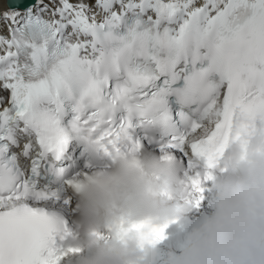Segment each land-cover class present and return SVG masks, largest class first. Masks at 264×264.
Instances as JSON below:
<instances>
[{
    "label": "snow or ice",
    "instance_id": "1",
    "mask_svg": "<svg viewBox=\"0 0 264 264\" xmlns=\"http://www.w3.org/2000/svg\"><path fill=\"white\" fill-rule=\"evenodd\" d=\"M2 2V0H0ZM0 13V264H60L57 206L123 138L186 165L199 209L234 139L264 131V0H8ZM6 29L7 35L3 34ZM90 158L77 168L80 145ZM203 169V170H202ZM102 240L163 241L170 223ZM71 252L79 251L70 249Z\"/></svg>",
    "mask_w": 264,
    "mask_h": 264
},
{
    "label": "clouds",
    "instance_id": "2",
    "mask_svg": "<svg viewBox=\"0 0 264 264\" xmlns=\"http://www.w3.org/2000/svg\"><path fill=\"white\" fill-rule=\"evenodd\" d=\"M110 152H94L95 163L71 186L75 227L57 245L66 256L79 257L75 264H154L157 245L142 246L136 233L127 243L99 234L121 220L188 221L198 209L188 202L193 194L186 165L173 153L147 146L129 150L123 138ZM212 189L214 210L188 234L179 253H169L168 264H264V131L232 141ZM86 249H92L90 256L82 254Z\"/></svg>",
    "mask_w": 264,
    "mask_h": 264
},
{
    "label": "bare ground",
    "instance_id": "3",
    "mask_svg": "<svg viewBox=\"0 0 264 264\" xmlns=\"http://www.w3.org/2000/svg\"><path fill=\"white\" fill-rule=\"evenodd\" d=\"M73 2H77V0H73ZM5 10H7L6 0H2V2H0V13L4 12ZM3 34L7 35L6 29L4 30ZM205 197L206 198L203 201L201 207L194 214H192V216L190 217L189 220H197L199 222V224H201L204 220V219H201V218H203L204 213L210 214L214 210V208H213L214 194H209V195H206ZM189 220L188 221H181L180 223L188 225ZM184 227L188 228L187 226H184ZM192 230L193 229H191L190 232ZM188 234L180 233L176 237L169 239L167 241V244H166V250H167L168 254L170 252L179 253L187 243Z\"/></svg>",
    "mask_w": 264,
    "mask_h": 264
},
{
    "label": "water",
    "instance_id": "4",
    "mask_svg": "<svg viewBox=\"0 0 264 264\" xmlns=\"http://www.w3.org/2000/svg\"><path fill=\"white\" fill-rule=\"evenodd\" d=\"M6 6H7V9H8V7H9L8 0H6Z\"/></svg>",
    "mask_w": 264,
    "mask_h": 264
},
{
    "label": "rangeland",
    "instance_id": "5",
    "mask_svg": "<svg viewBox=\"0 0 264 264\" xmlns=\"http://www.w3.org/2000/svg\"><path fill=\"white\" fill-rule=\"evenodd\" d=\"M88 2H94V0H88Z\"/></svg>",
    "mask_w": 264,
    "mask_h": 264
}]
</instances>
